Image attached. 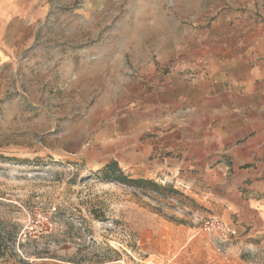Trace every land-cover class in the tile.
<instances>
[{
  "label": "rangeland",
  "instance_id": "obj_1",
  "mask_svg": "<svg viewBox=\"0 0 264 264\" xmlns=\"http://www.w3.org/2000/svg\"><path fill=\"white\" fill-rule=\"evenodd\" d=\"M48 1L0 54V264H264V0Z\"/></svg>",
  "mask_w": 264,
  "mask_h": 264
},
{
  "label": "crops",
  "instance_id": "obj_2",
  "mask_svg": "<svg viewBox=\"0 0 264 264\" xmlns=\"http://www.w3.org/2000/svg\"><path fill=\"white\" fill-rule=\"evenodd\" d=\"M49 10L48 0H0V54L12 51L14 43L8 41L26 38L29 30L31 41L39 37L43 27L40 24L49 20ZM261 186L252 187L255 196L249 200L247 207L252 211L258 228L264 230V196H261Z\"/></svg>",
  "mask_w": 264,
  "mask_h": 264
},
{
  "label": "built area",
  "instance_id": "obj_3",
  "mask_svg": "<svg viewBox=\"0 0 264 264\" xmlns=\"http://www.w3.org/2000/svg\"><path fill=\"white\" fill-rule=\"evenodd\" d=\"M200 230L206 234L216 235L225 240L235 235L233 229H231L222 219L214 215L205 218Z\"/></svg>",
  "mask_w": 264,
  "mask_h": 264
},
{
  "label": "trees",
  "instance_id": "obj_4",
  "mask_svg": "<svg viewBox=\"0 0 264 264\" xmlns=\"http://www.w3.org/2000/svg\"><path fill=\"white\" fill-rule=\"evenodd\" d=\"M97 174L99 175L101 180L106 182H119L122 184L132 183L136 187H140L143 180H130L128 179L118 167V164L114 161L106 164L102 169H100Z\"/></svg>",
  "mask_w": 264,
  "mask_h": 264
}]
</instances>
